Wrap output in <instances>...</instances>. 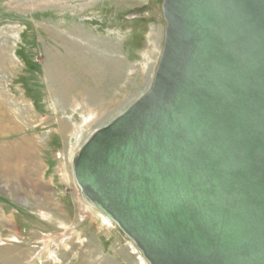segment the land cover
<instances>
[{"label": "water", "instance_id": "water-1", "mask_svg": "<svg viewBox=\"0 0 264 264\" xmlns=\"http://www.w3.org/2000/svg\"><path fill=\"white\" fill-rule=\"evenodd\" d=\"M150 89L72 158L147 264H264V0H163Z\"/></svg>", "mask_w": 264, "mask_h": 264}, {"label": "rangeland", "instance_id": "rangeland-1", "mask_svg": "<svg viewBox=\"0 0 264 264\" xmlns=\"http://www.w3.org/2000/svg\"><path fill=\"white\" fill-rule=\"evenodd\" d=\"M161 2L0 0V49L12 61L9 71L0 72V88L11 102L25 103L33 116L21 130L1 135L0 144L39 143L30 160L14 154L5 162L8 171L21 168L16 175L21 180L8 186L0 179V264H147L119 229L82 199L72 159L58 153L73 139L68 132L62 136L57 123L80 124L91 111L98 120L82 134L81 147L91 132L150 89L163 44ZM54 65L73 80L63 104L64 97L55 94L60 85ZM89 92L96 98L91 104ZM32 170L36 187L24 180ZM39 186L58 206L63 223H52L38 208Z\"/></svg>", "mask_w": 264, "mask_h": 264}, {"label": "bare ground", "instance_id": "bare-ground-1", "mask_svg": "<svg viewBox=\"0 0 264 264\" xmlns=\"http://www.w3.org/2000/svg\"><path fill=\"white\" fill-rule=\"evenodd\" d=\"M5 53L2 51V49H0V72L1 73H3L4 71H6V72L9 71V65L8 64L12 62V61H10L11 59L8 57V55H6ZM66 56H68V55H66ZM54 68L55 69H54L53 72H56L55 73L56 76H54V77L59 82L58 84L60 85L59 86L57 84L59 87L56 89V93L55 94L57 96L61 95L62 97H64V100H62L60 102V103L63 104V103H66L68 101L67 100V95H68L67 91L69 89L71 90V87H72L71 83H73V80L70 79L72 77L71 75H70V78L66 76V71L62 67H60V70H59L54 65ZM74 69L72 71H74ZM90 69L92 70V67ZM93 95L90 92L88 93L87 96H89L88 99L90 100L89 101L90 103L88 102V104H91V103H93V101L94 102L96 101V98L94 99L95 95L94 96ZM19 102H21V101L20 100L18 101L17 99L16 100L14 99V103L11 102L10 99L8 98V96L4 93L3 89L0 88V136L1 135H5V134L7 135V134H10L12 132L18 131L25 124L28 125V123H31L32 118H33V116L32 117L30 116V113H31L30 110L31 109L29 110L28 106L25 103L21 102V104H20ZM82 118L83 119L81 120L80 124H72V126H71V124H70L71 122H69V120L68 121L67 120L63 121L62 123H60V122L57 123V125H58L57 128H59V130H61L60 131L62 133L61 135L62 136H66V133L68 132L69 135L71 134L72 139H73V142H72L71 146L69 147V149L68 150L67 149H63V150L59 151L58 152L59 155H61V152H66V156L68 157V159H72L74 150L78 149V147L80 146L79 144H80V141H81V138H82L81 137L82 134L85 133L86 130L92 128L93 125L97 122L96 120H98L97 118H95V115L92 114L91 111L87 115H84ZM68 125H70V127H68ZM68 129H69V131H68ZM21 142L22 143H18V142L14 141V143L10 144L9 146L4 145V144H0V179H1L2 182L5 183L4 185L11 186V185H13L14 182L16 184V181H18V179H19V177L16 176L17 172H19L21 170V168H15L14 170H12L13 172L8 171L6 169L7 164L5 162H8L9 158L11 159L14 154L17 156V159H21V156H22L24 160H26V159L30 160L29 156L32 158V154L34 153L33 148H35V146L37 144H39L38 142H36V141H34L32 139H30V140L29 139H24ZM24 157H26V158H24ZM27 165H25V166H27ZM16 169H18V170L15 171ZM32 169H34V168H32ZM35 173L36 172L32 170V175L31 174H26L24 180L26 179L25 181L27 183L33 184V186L36 187V181H38V179H37ZM64 173H65V171H64ZM64 173H62V178L61 177L60 178L62 179V181H65V180L67 181V176ZM19 180H21V179H19ZM15 184L13 186H15ZM37 188L39 189V193H40V195L42 197L39 200L40 202L38 203L37 206H38V208H40V210H42V214L44 215V217H46L48 220H51L52 223H56V222L63 223L64 216L62 215L61 211L58 209V206H56V204L53 203V201L51 200L48 192L44 188H42L40 186L37 187ZM25 192H28V191H25ZM85 203L89 204L86 201H85ZM53 211H54L55 215H53V213H50V212H53ZM96 212H98V211H96ZM79 215H80V213H79ZM98 215L102 217V215L100 213H98ZM79 217L81 218V216H79ZM102 219L106 222V224L109 223V221L106 220L104 217H102ZM1 221H4V220L0 219V222ZM64 236H66V234ZM48 238H51V237H48ZM44 240H45V243H47L46 239H44Z\"/></svg>", "mask_w": 264, "mask_h": 264}]
</instances>
